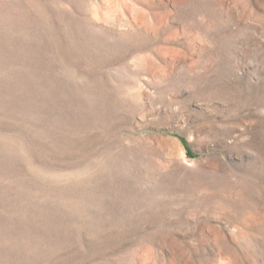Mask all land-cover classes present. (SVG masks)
I'll use <instances>...</instances> for the list:
<instances>
[{"label":"rangeland","instance_id":"374dc122","mask_svg":"<svg viewBox=\"0 0 264 264\" xmlns=\"http://www.w3.org/2000/svg\"><path fill=\"white\" fill-rule=\"evenodd\" d=\"M0 264H264V0H0Z\"/></svg>","mask_w":264,"mask_h":264}]
</instances>
